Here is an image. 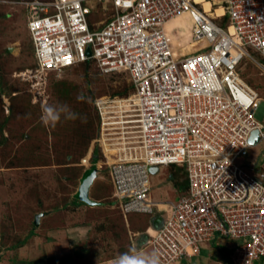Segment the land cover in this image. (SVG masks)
I'll list each match as a JSON object with an SVG mask.
<instances>
[{"label":"built area","instance_id":"obj_1","mask_svg":"<svg viewBox=\"0 0 264 264\" xmlns=\"http://www.w3.org/2000/svg\"><path fill=\"white\" fill-rule=\"evenodd\" d=\"M105 1L111 16L92 22L89 0H5L25 9L37 73L92 62L104 74L128 75L134 90L123 105L108 96L95 105L104 140L115 130L127 135L121 146L130 152L119 157V148L109 166L115 206L126 218L162 213L147 239L161 264L198 256L216 238L239 241L232 264H255L264 258V155L249 166L240 158L254 131L264 140L254 117L263 97L240 68L251 60L264 74V0H211V14L194 0ZM185 18L196 45L189 53L167 30ZM172 165L188 185L176 201L157 202L152 176Z\"/></svg>","mask_w":264,"mask_h":264},{"label":"rangeland","instance_id":"obj_2","mask_svg":"<svg viewBox=\"0 0 264 264\" xmlns=\"http://www.w3.org/2000/svg\"><path fill=\"white\" fill-rule=\"evenodd\" d=\"M87 5L92 9L88 19L96 20V14H101L103 20L112 14L110 3L105 0H89ZM25 18L24 8L0 0V252L18 245L37 228L43 235L50 228L83 223L90 231L85 242L75 245V250H83L87 257L94 253L102 260L113 259L132 247L133 231H145L153 216L132 212L125 218L115 206L109 166L119 159V148L122 150L119 157L130 152L128 147L121 146L127 135L115 130L110 140L102 138L95 101L104 96L120 97L116 104L121 106L126 102L122 98L129 96L134 88L128 75L104 74L94 64L45 75L37 73ZM226 22L227 18L218 20L224 27ZM194 50L195 47L189 45L185 51ZM240 72L246 83L263 97L254 117L264 123V74L251 60L242 62ZM128 102L127 117L132 118L133 109ZM59 103H66L72 111L86 116L87 122L62 119L55 127L45 126L41 121L42 105ZM132 132L125 133L131 135ZM262 155L264 140L250 147L240 163L249 166ZM95 163L99 176L90 195L95 200L103 198V204H74L85 170ZM171 174L176 178L173 186L178 190L181 185H188L183 169L175 165L165 167L160 174L152 176L153 200L168 199L166 192L173 190ZM40 213L44 214L40 219L44 217L42 228L40 223L34 225L35 216ZM42 242L40 249H46L44 244L49 241L42 239ZM237 243L239 241L233 239L216 238L214 259L209 256L207 261L204 259L209 251H204L202 259L205 264H218V258L227 259L221 255V249L230 252ZM2 258L7 259L0 256V260ZM178 264L184 263L179 261Z\"/></svg>","mask_w":264,"mask_h":264},{"label":"crops","instance_id":"obj_3","mask_svg":"<svg viewBox=\"0 0 264 264\" xmlns=\"http://www.w3.org/2000/svg\"><path fill=\"white\" fill-rule=\"evenodd\" d=\"M96 20L90 19L92 22L101 21V14H96ZM190 26H191V20L185 18V19H178L171 21L167 24V30L171 33V35L179 40L181 37L182 40L177 42V45L182 46L185 45V49L183 52H186L185 50L187 47H195L194 43L192 42V36L190 34ZM180 36V37H179ZM176 41V40H175ZM192 51H187L186 53H189ZM175 176L172 175L170 180L173 181L171 183V186L174 185ZM186 186L181 185L180 190H178L175 186H173V190L166 192V196L168 197L169 201H176L183 193L184 188ZM169 189V188H167ZM163 200L162 202L166 201ZM164 208V207H162ZM161 212H157L155 217L153 218L152 224L148 226V228L145 231H133L134 232V239L132 246L135 245L137 249H143L146 253H151L153 250L149 245L147 244V239L149 236V229L150 227L157 226V221L159 223L161 222ZM158 215V216H157ZM47 216V215H46ZM126 218V217H125ZM44 217L40 221V228H42L44 224ZM158 223V224H159ZM90 227L86 224H70L61 227L56 228H50L45 231V234L42 235V232H40L37 229L30 232L25 239H22L21 242L18 245H15L12 248H6L2 249L0 252V256H4L7 259H1L0 264H112L113 259H106L102 260L99 258V254H90L89 257L85 256L83 250H75V245H79V243L82 244L84 239L87 238ZM141 232V233H140ZM1 235V234H0ZM49 237V238H48ZM136 238V239H135ZM42 239L49 241L47 244H44L46 246V249L43 247L40 249V245H42ZM49 239V240H48ZM2 238L0 236V242ZM85 242V241H84ZM80 244V245H81ZM62 246V247H60ZM216 246L215 240L211 241L209 243H206L204 248L202 249V252L198 256L189 257L182 259L180 261H183L184 264H205L207 261L208 256L212 259L213 257V249ZM71 249V251H70ZM233 247L230 249V252H224L223 249H221L222 253L221 255H225L227 259L218 258L217 263L218 264H232L230 261V255L232 252ZM204 251H209L210 254L207 255L204 259L206 261H203V253ZM50 259H48V257ZM60 256V257H59ZM93 256V258H91ZM229 258V260H228ZM195 259V261H193ZM90 262L88 263L87 261ZM263 262L256 261L255 264H264V258H262ZM85 261V262H83ZM179 261L176 263L178 264Z\"/></svg>","mask_w":264,"mask_h":264},{"label":"clouds","instance_id":"obj_4","mask_svg":"<svg viewBox=\"0 0 264 264\" xmlns=\"http://www.w3.org/2000/svg\"><path fill=\"white\" fill-rule=\"evenodd\" d=\"M78 99H82V98L78 97ZM62 119L73 120V121L79 119L82 123L87 122L86 116H82L79 113L72 111V109L66 103H59L56 105H52V104L42 105L41 121L45 126L51 125L55 127V125L59 123ZM98 176H99V171H98ZM95 201L99 202L98 203L99 205L103 204L101 201L98 200ZM154 217L155 216H153V218ZM112 264H161V261H160L159 253L157 251L146 253L143 251V249H137L136 246L133 245L127 251L122 252L117 257H115L112 261Z\"/></svg>","mask_w":264,"mask_h":264},{"label":"water","instance_id":"obj_5","mask_svg":"<svg viewBox=\"0 0 264 264\" xmlns=\"http://www.w3.org/2000/svg\"><path fill=\"white\" fill-rule=\"evenodd\" d=\"M259 131H254L250 137V143L252 146H256L259 144ZM98 168L96 163L90 168L85 170L83 177L81 179V184L78 189V192L76 193V199L90 205V206H96L99 202L93 200L90 196V190L94 184V181L98 178ZM159 170L158 167H152L151 171L152 173H157ZM44 216L43 213L37 214L35 216V222L34 224L36 226L39 225L41 217Z\"/></svg>","mask_w":264,"mask_h":264},{"label":"bare ground","instance_id":"obj_6","mask_svg":"<svg viewBox=\"0 0 264 264\" xmlns=\"http://www.w3.org/2000/svg\"><path fill=\"white\" fill-rule=\"evenodd\" d=\"M194 2L200 4L203 8H204V6H205L206 9L204 8V10H205L207 13L211 14V12H212V8L214 7L215 3H216V4H219V3L221 2V0H214V2H215L214 4H213V2H212V3L208 2L207 0H194ZM202 2H205V5H203ZM210 5H211V6H210ZM210 7H211V10H210ZM220 10H221V13H222V12H223L222 9H218V12H219ZM221 13H219V14H221Z\"/></svg>","mask_w":264,"mask_h":264},{"label":"trees","instance_id":"obj_7","mask_svg":"<svg viewBox=\"0 0 264 264\" xmlns=\"http://www.w3.org/2000/svg\"><path fill=\"white\" fill-rule=\"evenodd\" d=\"M91 64H93L92 62H86V63H83V64H80V65H91ZM79 66V65H78ZM14 92V91H13ZM86 109V108H85ZM98 153V150L96 149L95 150V155ZM96 158L94 159V162H96ZM98 201H101L102 203H103V201H104V199L102 198V199H98ZM79 203H83L84 204V202H81V201H79L78 199H76V201L74 202V204H78L79 205ZM159 222V221H158ZM157 225H158V223H156ZM32 233V232H31Z\"/></svg>","mask_w":264,"mask_h":264}]
</instances>
